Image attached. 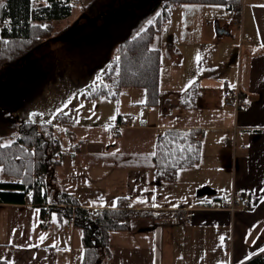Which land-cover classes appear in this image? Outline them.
<instances>
[{"label": "crops", "instance_id": "obj_1", "mask_svg": "<svg viewBox=\"0 0 264 264\" xmlns=\"http://www.w3.org/2000/svg\"><path fill=\"white\" fill-rule=\"evenodd\" d=\"M242 1L241 42L264 47V0ZM228 64H236V75L219 78L225 89L218 96L239 92L246 108L219 114L214 106L206 108L198 91L197 105L191 108L182 103L183 97L172 95L165 105L161 98L162 112L156 113L144 100L143 111L149 116L137 123L134 111H127L132 106H124L114 118L107 96L84 100L104 111H74L84 121L76 118L79 137L62 153L55 171L62 175L57 189L86 208L174 213L157 221L133 218L128 230L110 232L113 256L107 264H246L264 254V58H230ZM127 95L130 92L120 101L125 103ZM74 117L66 128L74 126ZM119 117L130 124L116 128ZM169 128L199 130L201 159L194 167L180 169L174 181H159L152 155ZM119 130L146 132L144 141L151 151L118 150V142L109 136ZM205 189L208 193H202ZM237 195H244L249 206L235 211L224 207ZM178 212L187 214L186 222L177 220ZM47 213L44 228L41 207L0 204V264H83L82 230L58 212Z\"/></svg>", "mask_w": 264, "mask_h": 264}, {"label": "rangeland", "instance_id": "obj_2", "mask_svg": "<svg viewBox=\"0 0 264 264\" xmlns=\"http://www.w3.org/2000/svg\"><path fill=\"white\" fill-rule=\"evenodd\" d=\"M148 1L72 0V15L53 22L52 41L23 60L0 65L2 145H11L16 140L19 134L18 120L36 124L52 123L54 135L62 145V153L68 152L71 144H74V136L79 137V121L76 118L83 120L82 115L76 117L72 111L106 110L84 101V96L101 83L104 69L116 56L120 43L127 38L132 25L153 8V1L146 3ZM241 4L243 7V1ZM160 12L161 8L152 14L146 26L155 23ZM235 16L236 11H230L220 4H180L172 8L168 22L151 44L161 54L160 93L163 105L169 96L182 98L190 86L196 85L206 108L214 106L219 114H223L233 107L226 105L228 96L224 93L218 96L221 88L225 89L219 78L236 75V64H228L229 59L264 58V47L241 42L240 31L243 27L235 26ZM226 24L230 26L226 27ZM217 28H225L230 34L220 36ZM244 46L247 47L244 49ZM248 50H251L249 54ZM129 92L131 95H127V101H120L122 95ZM120 93L123 94L118 101L115 100L117 97L109 101L114 118L124 106H132L127 109L134 111L132 114L121 113L124 116L131 114L136 123L148 118L149 114L143 111V88H126ZM129 100L133 101L132 105ZM153 108L156 113L162 112L161 105ZM65 116L71 119L75 116L74 126L69 129L59 121ZM68 131H72L73 136ZM146 136L143 131L130 134L119 130L111 132L109 137L118 142V150L141 148L151 151L149 142L144 141L148 139ZM28 151L34 153L33 149ZM59 173L54 172L45 179L50 200L55 193L52 187L58 188L57 177H62ZM0 180L7 178L1 173Z\"/></svg>", "mask_w": 264, "mask_h": 264}, {"label": "trees", "instance_id": "obj_3", "mask_svg": "<svg viewBox=\"0 0 264 264\" xmlns=\"http://www.w3.org/2000/svg\"><path fill=\"white\" fill-rule=\"evenodd\" d=\"M151 1L153 8L132 25L116 56L104 69L101 83L91 88L85 99L116 98L123 89L140 87L145 90V105L158 106L161 102V54L151 44L168 22L172 8L180 4H220L236 11L237 15L242 0H149L146 3ZM159 8L161 12L156 22L146 26ZM72 12V0H0V65L23 60L52 41L53 22L69 18ZM197 100L198 89L194 85L183 95L182 103L191 108L197 105ZM70 118L61 117L60 124L68 127ZM118 121H123L122 117ZM18 123L16 140L7 147L0 142V174L7 178L0 180V204L29 202L41 207L44 228L48 227L44 222L47 210L72 220L83 232V264H107L113 256L110 232L128 230L131 219L157 221L174 215L172 211L122 206L86 208L75 196L55 187H52L55 193L50 200L45 179L62 164V145L54 135V124L19 120ZM199 136L200 131L194 128H169L161 133L152 155L157 180L174 181L180 169L199 163L202 153ZM246 264H264V254Z\"/></svg>", "mask_w": 264, "mask_h": 264}, {"label": "built area", "instance_id": "obj_4", "mask_svg": "<svg viewBox=\"0 0 264 264\" xmlns=\"http://www.w3.org/2000/svg\"><path fill=\"white\" fill-rule=\"evenodd\" d=\"M80 0H76V2H79ZM241 10V9H240ZM235 26L237 28H242L243 26V17L241 14V11L239 14H237L235 16V22H234ZM246 39L243 38V41H245ZM225 103L228 106H233L235 109L240 110L243 108L247 107V103L245 101V99H243L241 97V94L239 92H235V93H231L226 99H225ZM130 121L126 120V121H121L118 122L116 124V128L121 127V126H126L129 125ZM249 206V201L248 199L244 196V195H237V196H233V198L231 199L230 202H228L227 204L224 205V207H226L228 210L230 211H235L238 208H243V207H247ZM48 207V206H47ZM45 221L48 222V213L46 212L44 215ZM176 218L179 222L184 223L187 221V214L185 212H179L176 215ZM51 226V225H49ZM229 243L225 245V247L223 248L224 251L229 250Z\"/></svg>", "mask_w": 264, "mask_h": 264}, {"label": "water", "instance_id": "obj_5", "mask_svg": "<svg viewBox=\"0 0 264 264\" xmlns=\"http://www.w3.org/2000/svg\"><path fill=\"white\" fill-rule=\"evenodd\" d=\"M217 33H218V35H220V36H221V35H229V34H230L229 30H227V29H225V28H223V29L217 28ZM208 191H209V190L205 189V190H203L202 193H208Z\"/></svg>", "mask_w": 264, "mask_h": 264}, {"label": "snow or ice", "instance_id": "obj_6", "mask_svg": "<svg viewBox=\"0 0 264 264\" xmlns=\"http://www.w3.org/2000/svg\"><path fill=\"white\" fill-rule=\"evenodd\" d=\"M5 147H7V145H5ZM153 155H154V153H153ZM44 238H45L44 236H41V237H40L41 241H43ZM221 241H223V237H221ZM34 246H35V245H34ZM261 251L264 252V249H261Z\"/></svg>", "mask_w": 264, "mask_h": 264}]
</instances>
